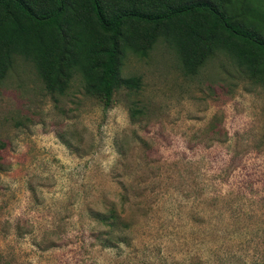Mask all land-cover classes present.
I'll list each match as a JSON object with an SVG mask.
<instances>
[{
	"label": "rangeland",
	"instance_id": "obj_1",
	"mask_svg": "<svg viewBox=\"0 0 264 264\" xmlns=\"http://www.w3.org/2000/svg\"><path fill=\"white\" fill-rule=\"evenodd\" d=\"M121 73L141 88L110 107L23 57L0 81V264H264V86L221 53L187 75L162 42ZM112 204L130 245L98 239Z\"/></svg>",
	"mask_w": 264,
	"mask_h": 264
},
{
	"label": "trees",
	"instance_id": "obj_2",
	"mask_svg": "<svg viewBox=\"0 0 264 264\" xmlns=\"http://www.w3.org/2000/svg\"><path fill=\"white\" fill-rule=\"evenodd\" d=\"M158 42L187 75L221 53L264 86V0H0V81L23 57L51 94H65L80 77L86 93L110 107L116 91L141 88L140 76L121 73L127 52L147 57ZM92 214L106 229L103 246L131 244L125 205Z\"/></svg>",
	"mask_w": 264,
	"mask_h": 264
}]
</instances>
